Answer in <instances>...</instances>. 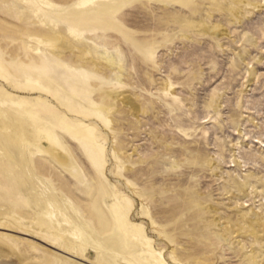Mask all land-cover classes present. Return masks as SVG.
Segmentation results:
<instances>
[{
    "label": "rangeland",
    "instance_id": "obj_1",
    "mask_svg": "<svg viewBox=\"0 0 264 264\" xmlns=\"http://www.w3.org/2000/svg\"><path fill=\"white\" fill-rule=\"evenodd\" d=\"M80 1L0 0V264H264V0Z\"/></svg>",
    "mask_w": 264,
    "mask_h": 264
},
{
    "label": "bare ground",
    "instance_id": "obj_2",
    "mask_svg": "<svg viewBox=\"0 0 264 264\" xmlns=\"http://www.w3.org/2000/svg\"><path fill=\"white\" fill-rule=\"evenodd\" d=\"M93 0H81L79 3H77V5H84V4H87L89 2H92ZM73 32V31H72ZM33 40L37 43V44H46L44 41H42L40 38H36L34 37ZM118 68V67H117ZM36 144V143H35ZM45 218L48 219L49 221H53L54 220V215L52 214L51 211H45ZM56 222V220H55ZM54 222V223H55ZM58 223V222H57ZM251 224V227L254 229L255 228V224L253 222L250 223ZM41 225V224H40ZM42 227V225H41ZM124 227V226H123ZM80 230H82L81 228H77L75 227V230L69 232V234H71L72 236H77L79 237V234H82L83 232H81ZM57 238V237H55ZM60 238V236H59ZM107 247V246H106Z\"/></svg>",
    "mask_w": 264,
    "mask_h": 264
}]
</instances>
